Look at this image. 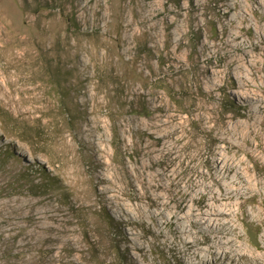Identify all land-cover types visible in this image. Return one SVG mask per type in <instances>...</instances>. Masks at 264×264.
I'll return each instance as SVG.
<instances>
[{
	"label": "rangeland",
	"instance_id": "rangeland-1",
	"mask_svg": "<svg viewBox=\"0 0 264 264\" xmlns=\"http://www.w3.org/2000/svg\"><path fill=\"white\" fill-rule=\"evenodd\" d=\"M46 1L58 3L28 5ZM67 2L61 16L52 9L36 15L26 0H0V110L18 125L0 117V264H228L212 254L186 255L180 222L167 225L153 211L166 200L199 206L196 185L213 181L229 126L247 121L233 113L260 107L264 119V102L242 107L235 92L246 94L256 76L247 70L244 84L228 67L233 55L245 56L227 41L229 31L223 35L235 0ZM249 3L254 15L244 37L264 45V12ZM251 51L264 58L263 49ZM144 108L148 116L138 113ZM155 119L168 125L166 141L143 127ZM258 126L263 135L251 133L246 145L257 149L255 158L231 149L264 180V121ZM29 135L43 146L26 143L22 136ZM144 161L155 180L146 177ZM42 167L54 184L45 185ZM38 183L40 190L32 186ZM242 195L235 198L240 240L259 254L264 214L249 211L264 210V194ZM145 206L146 221L139 216Z\"/></svg>",
	"mask_w": 264,
	"mask_h": 264
},
{
	"label": "bare ground",
	"instance_id": "bare-ground-1",
	"mask_svg": "<svg viewBox=\"0 0 264 264\" xmlns=\"http://www.w3.org/2000/svg\"><path fill=\"white\" fill-rule=\"evenodd\" d=\"M249 1L251 2L253 0H235L234 4L230 5L231 8L228 9L227 12L231 17L230 22L229 24L226 23L227 25L223 27V35L225 37L229 36L228 34L230 33L231 39L227 40L229 41V44H232V41H236L234 46H236L237 49H240L245 55L242 57L240 55H233L232 58H230L231 61L228 66L229 69L231 70V68H237L239 70V74L236 78L243 83L246 82L249 77V72L247 73V70L252 71L253 75L256 76L257 82L254 83L253 87L251 86L252 88H249V91H245L246 94H241V91L238 90L235 91L237 94H240V97L243 99L241 100V106L245 108L252 99H257L261 102H264V77L261 79L258 77V74L264 71V58H260L261 56L255 54V52L252 53L251 51V47L264 50V45H262L260 42L255 43V41L249 42L248 39L244 37L245 32H243L244 30H249L251 28L249 25L251 18L248 16V14L251 15V17L254 15L253 13H250L252 9ZM254 2H257L261 7L262 12H264V0H254ZM233 9L237 10L234 15L231 14ZM260 14L255 11V15H257L256 23L258 26V32L261 31L260 27L263 26L260 22L262 17ZM228 31L229 33H227ZM205 42H207V40ZM247 63L249 66H247ZM259 110L260 107L258 110H247L245 113H233L232 117H244L247 121H237L234 122L233 125L229 126L228 131L231 134H229V137L224 138V140L227 142V144L224 146V151L218 152L219 155L214 158L215 166L213 167L216 169V172H210L209 174L213 181L206 182V178H204V180L200 181L199 185H196L201 188V196L198 201L199 206H195L192 203H179L178 206L171 207L169 205L170 203L166 200L159 202L157 205V210L153 211L155 215H164L167 217V221H169L167 222V225H170L172 219H175L173 221L175 223H178L177 221L180 222L179 224L181 225H177V232H179L180 237L182 240H184V252L186 255L204 258L205 255L212 254L215 258V262L217 263L228 260V264H235L236 262L239 264H242V262L244 264H249L247 261L251 260L254 262L253 264H264V251L262 253L256 254L240 240L242 235L239 231L237 217V211L239 209L237 205L239 202H236L235 199L237 197L238 201V198L243 196V190L246 189L255 192L257 191V193L263 196L264 180L261 178V175H254L249 168L250 166L248 167L246 165L245 158L236 157L237 155L239 156V153L237 154V152H234L235 150L233 151L231 149L237 148V151L243 150L247 153V155H249V157L252 158L256 155L255 151L257 152V149L252 146L247 147L246 145L251 133H254L259 137L263 135L262 130L258 126L259 123L261 124V122L263 123L264 121L262 116L258 113ZM161 120L155 119L149 121L144 123L145 125H143V127L146 130L152 128L153 132L159 134L158 139L166 141L165 136L168 134L164 131L166 130L165 126L168 127V125L161 122ZM154 143L155 142L153 140L149 141L150 148L152 145H155ZM256 147H262L261 143L258 142ZM230 149L235 153V155L233 152V155L230 153ZM258 154L260 155L259 152ZM261 158V161L264 163V155H261ZM151 164L149 163V165ZM149 165L144 161L143 170L146 168V177L150 180V178H153V174L155 173L152 174L151 172L147 171ZM212 170L213 169H211V171ZM161 186L162 185L158 184L157 187ZM146 188V193L150 197H154V193L150 190V185ZM159 196V198L165 197L164 194ZM123 206L125 211L129 212H133L134 209H136L133 206H126L125 204H123ZM181 209L184 210V214L180 216L179 211ZM249 214L260 217L262 214H264V210L258 209L257 207L252 208L251 211H249ZM139 216L143 220L146 219V206L144 207V212L140 213ZM202 223L205 224L203 226L204 229L200 230L198 228ZM204 243H206L207 246L200 247V245ZM260 245L264 249V238Z\"/></svg>",
	"mask_w": 264,
	"mask_h": 264
},
{
	"label": "trees",
	"instance_id": "trees-1",
	"mask_svg": "<svg viewBox=\"0 0 264 264\" xmlns=\"http://www.w3.org/2000/svg\"><path fill=\"white\" fill-rule=\"evenodd\" d=\"M56 2H58V3H56V4H52V5H50L49 3H48V1H46L44 4H42V3H35V6L34 5H28L29 4V2H28V0H26V5H25V8L27 9H29L32 13H34V14H38L40 11H42V10H47V9H52V10H54V11H57V14H59V15H61V16H64L65 15V11H66V6L68 5V2H67V0H55ZM27 9V10H28ZM65 18V17H64ZM66 21L68 22V23H71V22H73L74 24H76L75 23V18L74 17H72V16H70V15H66ZM214 29H216V27H214ZM193 33H194V35H197L198 34V32L195 30V29H193V31H192ZM57 93H58V95H60L61 97H63V91H56ZM233 97V96H232ZM62 108H63V106H62ZM139 114H141V115H143V116H148L149 114H150V110L148 109V108H144L143 109V111H139L138 112ZM64 114V113H63ZM0 117H1V120L4 122V124L6 123V125H8V126H12V127H18V125H16L12 120H10V121H6V119H5V116H4V114L2 113V111L0 110ZM21 129V128H20ZM19 129V130H20ZM21 131V130H20ZM38 136V135H37ZM36 137H35V135H34V137L32 136V135H29V136H22V139L26 142V143H28V144H30L31 146H33V147H37L38 146V148L40 147V146H43V142L42 141H40V140H38V139H35ZM37 140V141H36ZM45 174H44V173ZM42 173L45 175V177H47L48 179H47V181L46 182H48V183H46L45 185H50V184H54L55 182H56V178L53 176V177H50V176H48L47 174H46V169L44 168V167H42ZM43 185H44V183H42ZM42 184H40V183H38V184H33L32 186L33 187H35L36 188V190H40V189H42L43 188V185ZM119 253H120V250H119ZM120 256H123L121 253H120ZM37 264H41V262H39L38 260H37Z\"/></svg>",
	"mask_w": 264,
	"mask_h": 264
}]
</instances>
